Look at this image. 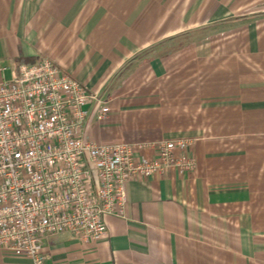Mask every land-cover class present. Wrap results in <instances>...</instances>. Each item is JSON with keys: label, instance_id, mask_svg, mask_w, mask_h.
I'll list each match as a JSON object with an SVG mask.
<instances>
[{"label": "crops", "instance_id": "1", "mask_svg": "<svg viewBox=\"0 0 264 264\" xmlns=\"http://www.w3.org/2000/svg\"><path fill=\"white\" fill-rule=\"evenodd\" d=\"M43 58L94 96L88 138L187 139L196 160L131 179L125 216L48 237L46 264H264V0H0L4 77Z\"/></svg>", "mask_w": 264, "mask_h": 264}, {"label": "built area", "instance_id": "2", "mask_svg": "<svg viewBox=\"0 0 264 264\" xmlns=\"http://www.w3.org/2000/svg\"><path fill=\"white\" fill-rule=\"evenodd\" d=\"M4 71L0 67L2 252L46 264L44 242L50 236L102 239L104 217L125 216L131 179L168 168L195 169L187 139L130 144L88 138L94 96L52 59L22 64L11 79ZM109 112L100 105L96 120L104 121Z\"/></svg>", "mask_w": 264, "mask_h": 264}, {"label": "rangeland", "instance_id": "3", "mask_svg": "<svg viewBox=\"0 0 264 264\" xmlns=\"http://www.w3.org/2000/svg\"><path fill=\"white\" fill-rule=\"evenodd\" d=\"M6 77L10 78V71H6Z\"/></svg>", "mask_w": 264, "mask_h": 264}]
</instances>
